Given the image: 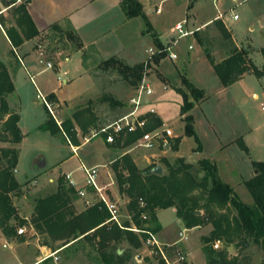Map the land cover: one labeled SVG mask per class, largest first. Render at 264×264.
<instances>
[{
  "label": "rangeland",
  "instance_id": "obj_1",
  "mask_svg": "<svg viewBox=\"0 0 264 264\" xmlns=\"http://www.w3.org/2000/svg\"><path fill=\"white\" fill-rule=\"evenodd\" d=\"M0 1L7 7L13 5L16 0ZM192 1L193 5L190 9H186L183 5L170 8L159 17L163 21L160 25V27H163L160 36L161 42L165 45L174 44L175 42H173V39H176L177 42L173 46L171 52L166 54H161L160 51L162 48L154 46L151 43V46H153L152 49L157 52L148 67V82L151 84L154 91V94L150 98L151 107L156 110L157 116L164 123V129H170L173 133V137L170 138V145L173 150H171L170 153L177 149L179 156L191 161L200 158L213 159L217 163L220 178L224 182L235 187L238 196L243 202L251 204L252 197L241 181L249 180L256 174L257 170L254 168L253 162H264L263 83L256 75H251L245 81V86L240 84L228 90L221 91L222 85L220 79L212 68L210 61L201 53L194 37L195 34L179 38V32L175 30L178 21L187 19L189 21L188 29L195 30L217 14V8L213 5L212 0ZM25 3V0H22V2H18L13 6H21ZM218 7L219 10L225 14L228 28L237 36L239 41L245 42L248 38H252L254 43L253 47L257 50L263 45L260 33L264 26V1L251 0L244 5L236 7L232 0H224L219 2ZM234 8L235 13L240 17V20L237 22L233 21L231 15ZM14 19L16 20L17 18L13 11L6 14V20L10 24L14 25ZM194 24L195 26H193ZM221 24L226 28L224 22ZM144 26L142 21L136 20L124 26L121 29V33L123 32V34H125V52L134 53L133 55H135V58L139 60H136L139 62L137 65H144V71H146V61L150 55L149 52H144V47L148 46L151 40L140 34L146 29ZM140 28L144 29L140 30ZM217 28L218 27L213 26L211 29H207L203 32L202 37L207 36V34L211 35L213 32L219 35ZM195 33H197V31ZM56 39L57 40H52V44L47 47V51L50 48L56 50L57 44L60 42L67 44L65 39L68 38L65 35L57 37ZM0 48L2 50H8L7 43L4 39H0ZM88 53V57H91L94 61L93 64L95 68L92 73L96 76L98 82L99 93H97V97L99 100L107 103V110L104 113L100 112V105L103 102L97 101V99V102H93V105H96L97 109L99 108V113H101L100 116H103L100 118V124L109 123L127 111L129 99L136 92L137 83L139 81L138 74L125 71L122 67L119 70L104 69L102 67L103 62L97 60L100 58L92 55L91 50H89ZM170 53L176 54L178 58L176 60L170 59ZM219 55L217 56L219 57ZM157 59L158 61H156ZM253 60L255 64L260 67L262 56L255 53L253 55ZM124 61L127 63L126 60ZM122 73H124V76L121 75ZM119 75L122 77H119ZM184 78L196 88L203 90L205 95L204 99H207L201 106H197L200 102L196 103L189 113L193 117V127L196 136L187 135L186 122L182 115V107L185 103L184 95L187 94L189 100H193L188 88L183 84ZM36 82H38V80H36ZM255 94L259 96L258 99L255 98ZM87 101L88 100H84L78 103L80 105L79 108L82 107L84 110V107L88 105ZM38 108L41 110L38 114L41 115L42 107L38 105ZM52 108L55 110L53 106ZM75 109V104L69 103L61 106V110L65 114L64 116L67 117L71 116ZM84 114L85 111H83L81 115ZM83 119L84 122L87 121L86 118ZM25 120L26 123H29L28 118ZM3 124L4 121H0V132L4 129ZM29 124L33 125L32 123ZM30 125L29 127H32ZM215 132H217L218 135ZM88 133L80 132L79 135L75 133V139L77 138L79 142L82 143L84 142V137L88 136ZM39 135L40 133H35L31 137V140L33 141V138ZM232 139L233 145L227 149L226 153L215 152V148L220 140L229 144ZM241 142H244L249 152L241 148ZM28 144L31 143H25V145L22 146L23 150L21 151L18 165L20 171L18 176L21 180L25 181L21 186L23 189L20 190L21 194H17L16 192L11 194L19 219L24 220L23 217L29 218L24 225L27 229V235L21 237L17 235V230L22 226L19 225L18 220L12 219L11 227L14 229V234L6 236L1 231L7 240L0 245L1 263L36 264L42 262L40 264H104L96 249L92 247L83 249L81 246L77 245L74 249L60 252V247H62L65 241H55L54 238L48 234L39 232L32 227L31 220L33 218L37 198L48 196V193H51V191H42L38 188L42 186L46 177L43 176L45 172L43 170L40 171V169H43V167L50 168L58 164L55 168V173L59 174L61 171L62 173H67L78 168L79 160L75 158L65 164L62 162L68 160V157H70L71 148L61 135L58 137V141L54 142L52 140L49 143L46 142L39 148H31ZM5 146H10L8 148H11L10 144L0 142V151L2 149H8ZM84 152L85 150H82L80 155L85 159ZM38 154H42L43 158L39 159ZM107 154L108 156L112 155L113 158H117L118 156L110 152ZM152 154H156V157L151 158L152 165L149 169L157 164L163 165L165 169H167L166 160L171 164H174L177 160L175 155L168 154L162 147L156 150L139 148L134 155L150 157ZM1 156L2 154L0 152V168ZM35 156H37V158ZM124 157L114 162V165L119 162L121 163V166L117 168L121 173L125 170ZM126 157L130 160L129 164L135 166L139 170V168L134 165L131 158L129 156ZM35 158L36 163L33 164ZM13 172L16 177V168ZM77 175L82 176L83 173L79 171ZM61 177H64V175H61ZM36 180H38V184L33 185ZM49 186H59V183L50 184ZM106 187H103V189L104 192L107 193ZM50 195H52V193ZM124 201L125 199L122 198L119 203L123 204ZM77 204H80V202ZM120 212L123 216L122 223L133 227L134 225L132 224L129 209L124 206ZM235 213L236 212L233 211V214ZM160 220L163 229L159 233H156V238L161 246H163L164 253L170 264H181L183 262L180 260V255L176 256L177 251H183L182 249L185 251L184 254L189 256L188 262L190 264H207V258L202 249V237L206 236V229H186L184 223H180L178 220L175 208L164 210L160 215ZM181 232L188 234V238L179 243L182 249L179 247H166L168 244L181 240ZM142 239V248L133 251V264H145L146 259H150L152 262L157 263V258H163L162 255L158 254L152 247L146 245L145 238ZM225 247L226 245L223 244L220 250L225 249ZM118 248L122 251L127 247L118 245ZM229 253L230 257H238L239 260H241V264H264V252L254 244L250 245L248 248L236 245V248L233 247V252Z\"/></svg>",
  "mask_w": 264,
  "mask_h": 264
},
{
  "label": "trees",
  "instance_id": "obj_2",
  "mask_svg": "<svg viewBox=\"0 0 264 264\" xmlns=\"http://www.w3.org/2000/svg\"><path fill=\"white\" fill-rule=\"evenodd\" d=\"M122 5L128 18L144 16L143 7L138 0H122ZM17 14L16 25L21 33L14 27L8 31V37L14 47L21 46L25 40L33 39L39 34L26 5L19 6ZM215 26L220 33L218 36L211 37L207 34L202 37L200 31L194 34L222 85L229 87L250 72L258 78L264 77V68L261 70L252 64L248 52L237 46L227 29L220 22H215ZM153 37L155 38V35ZM215 50H220L221 61L214 55ZM262 55L264 58V49ZM102 67L114 70L122 67L125 71L138 74L137 86L145 72L144 65L130 67L118 58L104 61ZM121 75L124 76V73ZM183 84L193 97L190 101L188 95H184L182 115L186 122V133L188 136H196L193 117L189 113L205 95L203 90L196 88L185 78ZM14 91L15 86L7 67L0 60V121H4V129L0 132L2 143L19 144L23 140L19 127L20 116L11 112L7 101ZM162 124L160 119H156L147 130ZM62 127L69 138L75 139V132H71L70 120L63 122ZM40 130L54 133L49 122L41 126ZM141 134L139 132L128 135L123 140L124 145L134 144ZM240 146L249 152L244 142H241ZM0 152V229L4 235L11 236L14 234L12 219L18 220L20 226L26 224V220L19 219L11 198L12 193L21 194L22 190L13 172L18 164L19 152L15 148L2 149ZM126 156L124 168L127 169L128 175L118 174L117 180L120 191L127 193L130 198L128 209L134 226L145 228L148 225L149 229L158 233L161 231V225L157 211L175 208L177 217L185 223L187 229L210 227L209 234L202 237L208 264H241L238 257H230L228 249L231 246L248 248L254 244L264 252V162H253L257 174L243 182L252 197V203L247 204L240 199L235 187L220 178L217 163L213 159H202L196 165L187 163L183 158H178L174 164L166 160L165 172L155 175L150 172L156 166L141 172L129 164L130 160ZM118 166H121L120 162L114 165L115 170ZM76 195L75 190L68 188L64 180L60 179L55 194L36 200L32 227L48 234L55 241H65L60 247V252L74 249L77 245L83 249L92 247L99 253L104 264H133V251L142 248V238L146 236H139L128 230L132 227L127 224H123L126 229H121L118 225L109 223L110 213L102 203L82 213H75L71 204ZM233 211L236 213L233 214ZM198 212L201 214L198 215ZM216 241L225 244V249L215 250L213 244ZM118 245L127 246L122 250V254H119ZM179 254L182 252L177 251L176 256ZM145 261V264H167L163 258H157V263L150 259ZM182 261L181 264H190L186 256Z\"/></svg>",
  "mask_w": 264,
  "mask_h": 264
},
{
  "label": "crops",
  "instance_id": "obj_3",
  "mask_svg": "<svg viewBox=\"0 0 264 264\" xmlns=\"http://www.w3.org/2000/svg\"><path fill=\"white\" fill-rule=\"evenodd\" d=\"M138 1L143 7L144 16L130 19L127 17L123 9L122 0H25L26 3L24 5H26V10L39 34L33 39L25 40V42L19 47H14L8 37V31L13 27L20 31V29L16 25V20L14 19L13 21L14 25L10 24L6 20V14L10 11H13L16 18H18L17 8L19 6L5 7L2 1H0V39H4L8 46V50H2L0 48V60L5 63L12 82L15 86L14 93L8 96L7 101L11 112L17 113L20 116L19 127L23 135V140L19 144H4H10L11 148L17 149L20 157L21 151L23 150L22 146L25 145V143H31L28 144L31 148H39L42 144L46 142L49 143L52 140L54 142L58 141V137L60 135L63 136V138L67 141L68 145L71 148V155L70 157H68V160L62 162H64L65 164L66 162L77 158L79 160L78 168L67 173H62L61 171V173L57 174L55 173V168L56 166H58V164H55L50 168L43 167V169H40V171L43 170L45 172L43 176L46 177L43 181L42 186L37 187L42 191H51L52 194H55L59 186L51 187L49 185L59 183L60 179L64 180L67 187L74 189L77 194L76 198L71 204V206L75 210V213H82L90 207L100 203L99 197L96 192L91 188L86 187L85 175L80 170L81 161H83L89 167H99L98 181L100 186H107L106 191L108 192H105V194L112 202L116 203L119 206L120 210H122L124 206L125 208H128L130 198L127 193L120 191L117 175L123 174L127 176L128 171L127 169H125L121 173L119 170H115L114 162L127 155L131 158L134 165L139 168V171L144 172L148 170L149 167H151V158L156 157V154H152L150 155V157L135 156L134 154L139 148H135L134 144L126 146L124 145V141H121L120 139H117L114 144L107 143L104 138H97L91 140L90 142H85V139L89 136L90 132L93 129H97L100 126L107 124H100V118L103 117L100 115L107 110V103L99 100V98L97 97V93H99L98 82L96 76L92 73L95 66L93 64V59L91 57H88V51L91 50L92 55L99 57L100 59L97 60H99L100 62H104L111 58H118L124 64L130 67H134L139 63L137 62L139 60L135 58V55H133L134 53L125 52V34H123V32L121 33V29L136 20L142 21L145 25L144 27H146L148 32L146 31V29L142 28L145 31L143 30V33L140 34H142L143 37H148L151 40L150 44L144 47L145 53L149 52V50L152 49L153 46H151V43L159 48L170 46V44H163L160 40L162 32L161 30L163 29V27H160V25L163 21L159 17L162 16L165 11L170 8H176L183 5V7H185L186 9H190V7L193 5L192 0ZM220 1L224 0H212L213 5L217 8V14L213 18H210L208 21L197 27L195 30L188 29L189 21L187 19L178 21L177 24L186 21V30L194 32L200 31V34L202 33L203 35V32L215 26V22H224L227 31L231 34L237 46L240 49L248 52V56L252 64L258 69L262 70L264 68V58L262 55V50L264 49V26L260 33L263 45L258 50L254 49L252 38H248V40H246L245 42L239 41L237 36L234 35V33L228 28L226 17L224 20H220L218 18L220 13H223L219 10L218 7ZM232 1L233 4H235V6L237 7L246 4L251 0ZM231 15L233 21L237 22L240 20L239 15L235 13V8L233 9V13H231ZM235 15L239 17L237 20L234 19ZM193 26H195V24ZM142 29L140 28V30ZM62 35H65L68 38L65 39L67 44L60 42L57 44L56 50L50 48L47 51V47L52 44V40H57L56 38ZM153 35H155V38L153 37ZM212 36L218 35L217 33L214 34L213 32L211 34V37ZM194 37L201 53L206 57L202 47L199 45L196 36ZM155 39H157V41H155ZM174 40L175 39H173V42ZM16 53H18V55L21 57L23 64L19 62ZM220 53V50H215L214 52V55L217 57L218 61L222 60V57L219 55ZM255 53H258L262 56L260 67H258L253 60V55ZM217 55H219V57ZM124 60H126L127 63ZM48 63H51L53 67L48 68ZM251 75L255 74L250 72L241 80L237 81L229 87H224L220 81L222 85L221 91L228 90L231 87L240 84H243V86H245V81ZM119 77L122 76L119 75ZM31 78H33V80ZM258 79L262 80V88L264 91V77ZM36 80H38L39 84L38 82H36ZM43 98L48 103V105L45 104ZM255 98L258 99L259 96L255 94ZM96 99L97 101L103 102L100 105L101 113H99V108L97 109L96 105H93V102H95ZM84 100H88V105L85 106L83 110L82 107L79 108L80 105L78 103ZM206 100L207 99L200 101L197 106H201L206 102ZM69 103L75 104L76 109L73 111L71 116L67 117L64 116L65 114L62 112L61 106ZM38 105L42 107L41 115L38 114L39 111H41L40 108H38ZM52 106L55 108V110H53ZM127 107L128 108L126 112H128L130 106L128 105ZM83 111H85V114L81 115ZM125 113H123L122 115H124ZM56 114H58L60 117ZM122 115L118 116L117 118L121 117ZM27 118L29 120V123H32L33 125H30L28 122L26 123L25 119ZM83 118H86L87 121L84 122ZM156 119H159L157 115L151 118V125L155 122ZM67 120L71 121V132H75L78 135L80 134V132H89L87 134L88 136L84 137V142L80 143L77 138L72 139L67 136V133H65V130L62 127L63 122ZM47 122L50 123V128L54 131V133H52L51 131L40 130V127ZM29 125L32 127H29ZM37 132L40 133V135L33 138L34 140L32 141L31 137ZM215 133L217 134V132ZM68 140L70 141V143ZM170 141L171 140L169 139V142ZM231 145H233V139L229 144L220 140V142H218L217 144V147L215 148V152L226 153L227 149H229ZM5 147L8 148L10 146ZM72 147L74 149H77V154L73 152ZM82 150H85V159L80 155V152ZM163 150H166L168 154L175 155L176 159H185L187 163L192 165H196L200 160L205 159L200 158L195 159L194 161L187 160L186 158L179 156V152L177 151V149L170 153V151L173 150L171 148V145H166L165 149ZM108 152H110L111 154H117V158H113L112 155L108 156ZM35 157L37 158V156ZM36 158L33 164L36 163ZM38 158H43V155L38 154ZM18 165L19 158L16 167V179L22 186V183H24L25 181L21 180L18 176L20 172ZM158 166H161L163 168L164 173L165 167L163 165ZM79 171L83 173L82 176L77 175ZM68 174L71 175L72 179L76 183V187L69 186V183L65 178V176ZM256 174L253 177H255ZM61 175H64V177H61ZM245 181L248 180H242L241 183ZM34 184L37 185L38 180H36L33 185ZM80 190L86 191L85 197H81L79 195ZM51 193H48V196ZM44 197H47V195ZM40 198L41 197L37 198V200ZM122 198L125 199V201L123 202V204H120L119 202L122 200ZM78 202H80L81 205L77 204ZM162 212H164V210L157 211V218L161 225V230L163 229L162 222L160 220V215ZM23 219L29 220L28 217H23ZM178 220L180 221V223H184L181 219L178 218ZM197 229H206V235H208L210 232V227H202ZM185 235L188 238V234ZM5 241L7 240L0 230V245ZM181 241H183V239L177 240L172 244H168L166 245V247L176 246L182 249L179 246V243ZM182 250L183 251L181 252L182 254H184L185 251L184 249ZM184 256H186V259L188 260L189 256L187 254H184ZM0 264L3 263H1L0 261Z\"/></svg>",
  "mask_w": 264,
  "mask_h": 264
},
{
  "label": "built area",
  "instance_id": "obj_4",
  "mask_svg": "<svg viewBox=\"0 0 264 264\" xmlns=\"http://www.w3.org/2000/svg\"><path fill=\"white\" fill-rule=\"evenodd\" d=\"M22 2V0H16L14 4L18 2ZM13 4V5H14ZM10 5V6H13ZM220 20L225 19V14L220 13L218 16ZM239 17L237 15L234 16V19H238ZM187 24L186 21L183 23H179L176 25L175 30L179 32V38H184L193 35L194 31H188L185 29V25ZM1 26V24H0ZM174 42L176 43L177 40L175 39ZM171 44L170 46L165 47L160 52L161 54H166L168 52H171L173 49V46L175 45ZM17 54L18 60L20 63L23 64V61L21 57ZM157 54V52L154 49L149 50V58L146 61L145 66V73L142 77V80L140 84L136 88L135 94L130 98L129 100V110L121 117L117 118L116 120L109 122L107 124H104L100 126L97 129H93L89 136L85 139V142H90L93 139L97 138H104L105 141L109 144H114L117 139L124 140L128 135L130 134H136V133H142L139 139L134 143L135 148H144L147 150H156L162 147L165 149V146H169L170 142L169 139L173 137V133L170 129H167L164 124H162L159 127L153 128L152 130H147L148 127L151 125V118L157 115V112L154 108L151 107L150 98L154 94V91L151 87V84L148 82V67L151 64V62L154 59V56ZM169 58L172 60H176L178 57L174 53L169 54ZM48 68H52V64H47ZM33 80V78H31ZM43 101L46 105L48 103L43 98ZM264 109V106H263ZM60 126V123H59ZM69 141V140H68ZM70 143V141H69ZM73 149V152L77 154V149ZM80 170L85 175V184L86 187L91 188L93 191L96 192V194L99 197V202L104 204L108 212L110 213V219L108 220L109 223H113L118 225L121 229H126L123 226L122 223V215L120 212L119 206L112 202L107 195L104 192L103 187L100 186L98 177H99V167H89L87 164H85L83 161H81ZM66 180L69 183L70 187H76V183L72 179L71 175L68 174L65 176ZM79 195L81 197L86 196L85 190H80ZM144 219H146V216H144ZM128 230L133 231L134 233L138 235H145V243L147 246L152 247L153 250H155L158 254L162 255V257L165 259V261L169 263L164 250L163 246L159 243V241L156 238V233L148 228V225H146L145 228H138L136 226H133L132 228H128ZM18 236H26L27 235V229L25 226L20 227L17 230ZM181 239L185 240L187 239V236L184 233H181ZM223 246V243L221 241H216L213 244V248L215 250H220ZM180 255V260H184V256L182 254Z\"/></svg>",
  "mask_w": 264,
  "mask_h": 264
},
{
  "label": "water",
  "instance_id": "obj_5",
  "mask_svg": "<svg viewBox=\"0 0 264 264\" xmlns=\"http://www.w3.org/2000/svg\"><path fill=\"white\" fill-rule=\"evenodd\" d=\"M150 173L155 174V175H162L163 174V168L161 166H156ZM201 212H198V215H200ZM229 252H233V247H229L228 249ZM119 254H122V251H119ZM42 263V262H40ZM39 263V264H40Z\"/></svg>",
  "mask_w": 264,
  "mask_h": 264
}]
</instances>
